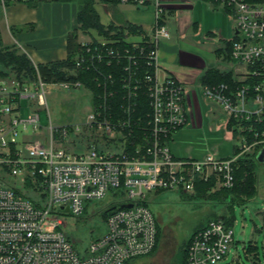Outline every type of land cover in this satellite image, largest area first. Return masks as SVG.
<instances>
[{
	"label": "built area",
	"instance_id": "built-area-1",
	"mask_svg": "<svg viewBox=\"0 0 264 264\" xmlns=\"http://www.w3.org/2000/svg\"><path fill=\"white\" fill-rule=\"evenodd\" d=\"M7 1L0 3L5 7ZM106 1L136 7L152 4L155 22L141 32L126 31L122 38L92 32V40L100 46L126 45L123 50L107 49L106 57L124 62L127 76L120 114L108 100L112 91H105L83 125L74 127L75 133L89 138L87 148H67L71 143L67 126L50 124L44 134L38 111L29 108L31 113L24 118L21 106L26 100L48 110V88L77 89L83 87L81 83L0 80V264H125L148 255L157 239V220L146 204L150 195L161 190L194 193L198 181L211 180L215 189H230L238 159L257 155L264 148V0H207L235 17L230 52L235 64L230 70L232 83L202 85V91L227 114L223 124L238 144L232 157L209 155L203 161L176 159L167 145L187 123V115L183 85L173 76L162 80L157 76L159 45L170 36L162 22L165 8L161 0ZM95 56L98 60L104 57L101 53ZM140 56L153 71L146 70L137 79ZM139 90L147 95L150 114L147 126L137 130L133 114ZM4 173L35 191L39 199L9 185ZM116 189H122L124 196L106 219L107 231L82 258L62 232L65 222L61 217L80 215L85 201L102 199ZM233 241L232 228L223 219L212 220L192 235L187 264H221Z\"/></svg>",
	"mask_w": 264,
	"mask_h": 264
},
{
	"label": "rangeland",
	"instance_id": "rangeland-1",
	"mask_svg": "<svg viewBox=\"0 0 264 264\" xmlns=\"http://www.w3.org/2000/svg\"><path fill=\"white\" fill-rule=\"evenodd\" d=\"M196 1H203L205 4L200 10L197 9L200 31L196 36L193 32L188 33L183 41L212 54H215L216 49H223L224 53L218 66L223 70H231L235 62L225 59V55L226 46L234 35V15L207 0H194ZM37 3L48 5L55 12L57 3L69 6L68 10L61 9L58 13L70 19L68 32L73 30L72 25L79 9L78 2L38 0ZM172 28H175L174 25H170L169 32ZM81 35L84 37V43L92 41V32ZM184 58L187 59L186 56ZM189 60L197 69H204V63L196 53H190ZM12 80L14 79H8ZM184 92L188 122L167 141L171 153L176 158L197 161H203L209 155L216 158L232 157L238 140L223 124V120L228 117L222 107L203 94L200 78L196 83L185 86ZM46 102L48 110L37 106L36 103L30 105L28 101H23L22 116L26 118L31 113L29 108H32L39 113L40 130L44 134L47 135L46 129L50 124L53 127L67 126L71 141L66 145L67 148L71 150L87 148L89 138L84 134L75 133L73 129L75 126L81 127L87 115L93 110L91 92L85 87L63 89L56 85L47 89ZM45 137L47 136L42 135L43 139ZM102 144L103 141L100 139V146H103ZM179 152L183 155H179ZM256 173L257 193L245 204H231L229 199L206 200L194 193L176 190H161L150 195L147 207L160 226V241L152 253L130 259L125 264H177L185 244L194 232L223 216L227 220L232 218L230 227L233 230L234 241L221 264H264V163H256ZM3 177L9 185L28 190L9 173H4ZM215 187L217 188L214 185L209 193L219 190ZM212 189L215 191L212 192ZM28 191L31 198L39 199L35 191ZM123 196L122 189L111 190L102 199L85 201L84 211L80 215L67 214L61 217L65 222L61 226L62 232L82 258L88 255L91 243L104 236L107 231L104 211L118 203ZM250 243L257 247V255L246 252L245 246Z\"/></svg>",
	"mask_w": 264,
	"mask_h": 264
},
{
	"label": "trees",
	"instance_id": "trees-1",
	"mask_svg": "<svg viewBox=\"0 0 264 264\" xmlns=\"http://www.w3.org/2000/svg\"><path fill=\"white\" fill-rule=\"evenodd\" d=\"M61 1H76L79 4V9L76 15L77 26L70 31L66 37L67 58L65 60L53 61L35 66L30 57L26 53L21 52L18 47L3 46L0 34V80L13 78L19 83L37 82L39 80L46 84H60L63 82L71 84L81 83L83 87L91 92L93 106L97 105L100 97L105 91H108V93L112 91V97H109L108 100L114 112L120 114V106L123 103L125 94L123 82L127 74L122 69L121 64H124V62L122 63L121 61V63H119L116 60L110 61V58L106 57V50L109 48L123 50L126 45L119 43L115 45L100 46L94 40L82 43L79 41V34L80 32L83 34H89V32L94 31L107 38H122L126 31L129 33L141 32L142 26L129 22L118 26L113 23L104 26L100 22L99 15L95 10V0ZM230 52L231 42L226 46L225 59H230ZM98 53L104 55L102 60L96 58L95 55ZM216 53L221 56L224 52L223 49H217ZM138 66L139 72L136 73L137 79H140L146 70L149 71V73H152L153 71L141 56L138 57ZM135 80L136 79H134L133 82ZM200 81L202 85L209 86L224 82L232 83L233 73L230 70L210 68L201 75ZM99 82L102 83L101 85L103 86H100ZM136 102L133 114V124H135L136 127L139 126L137 127V130H140V127L147 126L150 114L148 99L144 90H139ZM257 162L256 155H245L240 157L234 170L235 181L232 188H221L214 193H209V190L215 185V181H198L195 186L194 194L203 197L206 200L218 199L221 201H227L229 199V203L231 204H245L257 193ZM114 209L115 205L109 206L103 213L104 217L107 218ZM221 218L224 220L226 226L231 228L230 223L232 218L229 220H227L225 216ZM160 238L161 230L157 223V239L153 251L156 250ZM190 241L191 238L185 244L182 255L177 264H187V248ZM245 248L248 253L256 254L257 252V247L251 243L246 245Z\"/></svg>",
	"mask_w": 264,
	"mask_h": 264
},
{
	"label": "crops",
	"instance_id": "crops-1",
	"mask_svg": "<svg viewBox=\"0 0 264 264\" xmlns=\"http://www.w3.org/2000/svg\"><path fill=\"white\" fill-rule=\"evenodd\" d=\"M37 1L32 0L29 3H22L9 0L5 7L0 3L2 45L18 47L21 52L30 57L35 66L65 60L67 58L66 37L69 33L70 19L59 15L58 11L61 9L68 10L69 6L57 3V11L55 12L48 5L38 4ZM95 2V10L104 26L111 23L118 26L129 22L148 29L155 22V7L152 4L136 7L106 0H95ZM193 2L192 0H161L165 8L162 22L168 26L169 30L170 25H174L175 28H172L173 30L171 29L169 32V38L164 39L159 45L157 76L160 80L173 76L184 88L196 83L207 69L217 68L223 70L218 66L222 54L219 56L216 51L215 54H212L183 41L188 33L193 32L196 36L200 31V18L197 16V9L200 10L205 4L203 1ZM76 26L77 20L75 17L74 25H72L73 29ZM81 34L80 32L79 41L84 43V37ZM190 53L199 55L204 63L203 70L197 69L193 62H190ZM5 81L11 82L8 79ZM178 154L183 155L182 152Z\"/></svg>",
	"mask_w": 264,
	"mask_h": 264
},
{
	"label": "water",
	"instance_id": "water-1",
	"mask_svg": "<svg viewBox=\"0 0 264 264\" xmlns=\"http://www.w3.org/2000/svg\"><path fill=\"white\" fill-rule=\"evenodd\" d=\"M55 1H58V0H55ZM256 160L260 163H264V148L256 155ZM121 207H131V205H121Z\"/></svg>",
	"mask_w": 264,
	"mask_h": 264
}]
</instances>
